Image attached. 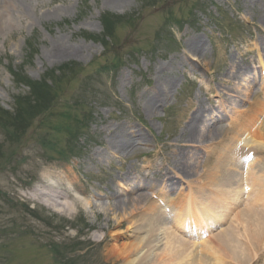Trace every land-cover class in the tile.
I'll use <instances>...</instances> for the list:
<instances>
[{
	"label": "rangeland",
	"instance_id": "1",
	"mask_svg": "<svg viewBox=\"0 0 264 264\" xmlns=\"http://www.w3.org/2000/svg\"><path fill=\"white\" fill-rule=\"evenodd\" d=\"M5 1L7 6L0 0V264H264L263 244L235 248L241 215L233 203L220 212L211 233L187 240L180 232L183 221L173 224L175 213L164 217L159 205L165 194L177 211L213 208L208 194L214 190L210 180L219 176L216 151L225 158V183L239 170L235 162L245 160V140L258 134L264 144V113L255 115L256 122L250 115L256 107L251 103L264 100L257 47L264 42V0ZM56 41L81 52L52 58L48 52ZM242 67L248 73L233 78ZM157 82L171 91L152 115L146 104ZM198 103L207 119L225 105L228 114L218 125L231 126L204 149L186 141ZM237 104L248 111L242 123L231 121ZM117 128L126 136L145 134L149 144L112 155L107 135ZM183 149L193 165L200 162L196 175L203 180L175 177L177 191L183 190L177 197L164 188L163 178L182 177L175 164ZM135 176L157 182L153 195L129 185L127 178ZM245 183L241 178L231 186L233 198ZM36 186L58 190L60 205L35 199ZM127 196L139 200L119 207ZM154 232L163 237L153 249ZM166 232L184 243L180 254L170 252ZM224 234L231 246L222 244ZM235 249H244L238 258Z\"/></svg>",
	"mask_w": 264,
	"mask_h": 264
},
{
	"label": "bare ground",
	"instance_id": "2",
	"mask_svg": "<svg viewBox=\"0 0 264 264\" xmlns=\"http://www.w3.org/2000/svg\"><path fill=\"white\" fill-rule=\"evenodd\" d=\"M14 3H19V4H29L31 2V0H12ZM119 1H123V0H107V2L109 3H118ZM249 1H254V0H249ZM3 4L6 3L5 0H2ZM4 6H7L6 4ZM2 18V16H0ZM261 20L262 22L260 23L261 26L264 28V14L261 16ZM2 25V22L0 21V26ZM198 45V43L200 42H196ZM54 47L48 52V54L52 57V58H57V57H64L67 56L68 54L71 53H80L81 50L73 48L71 46H65L63 44V42L61 41H56L55 44L53 45ZM257 47H259L260 49V57H261V62L264 66V42L262 40H259L257 42ZM199 48V47H197ZM201 51H205V49L203 47H201ZM248 69L246 67H242V69H237L235 71V75H233V78L239 76V75H243V73L247 74ZM171 84V83H170ZM171 86L167 85H161L159 82L156 83V85L153 88V94L152 97L149 99L148 103L146 104L147 112H150L152 115L155 114V112L158 110V108L160 106H162L161 104L163 102H166L168 94L170 93L171 90L170 89ZM253 94H258V92H256V90H252ZM245 98H241L240 102H244ZM256 104L255 106V112H251L250 115L254 116L253 121L256 122V116L258 115L259 112L260 113H264V100L261 99H257L256 101H254L253 103H251V105ZM224 111L223 113H218L215 114L214 112H209L208 113V117L209 119H207L204 116V112L206 110V108L201 105L200 103L197 104V106L195 107V109L193 110L191 116L188 119L187 122V126L185 128L186 131H188V136H187V140L186 141H193V142H198L199 146L197 148L199 149H204L203 147H207V143L212 142L214 140V134L215 133H224L227 134L230 132L231 130V126L229 124H222L220 123L218 125V123L220 122V120L224 117V115H227V111H226V106L224 105ZM235 109L232 110L234 111L235 117L232 118L231 121L235 122L237 121V119L239 118V122L242 123L243 119L245 117H247V113L248 111H243L240 108V105H236L234 107ZM214 111V110H213ZM262 130L264 127V122L262 123ZM232 126L236 127V124L232 123ZM243 131H246L245 129ZM219 135V134H218ZM258 135V134H257ZM254 135V136H257ZM252 136V137H254ZM108 138V142H107V149L110 151V153L112 155H119L124 156L127 153L134 151L136 148L141 147L142 145L147 146L148 143V138L145 134H141V133H137V132H131L128 136H126L124 133H122V131L117 128L114 133L113 131L107 135ZM244 145V157L248 156L250 151H254V153L256 152H261L263 153L262 156H260L257 159V154L254 155V159L251 161V165L252 168H255L256 166L259 167L261 171V174L258 175V173H255L256 171H254V169L251 170L250 174L247 176V178L249 179V184H252V188H248L247 190L243 191V195H241V189L237 191L236 193V197L233 198V195L231 194L232 190H231V186H234L235 184H239V181H241V174H240V179H237L238 176V172L241 169V173L242 172V167L245 164V160L242 161H238L235 162L238 165V171L235 177H227L225 179V183H223L221 180L222 178V174L224 172V156L220 155L216 150V154L218 155V163L217 166L219 168V171L217 174H219V176H215V180H210L211 183L214 184V190H212L210 192V194H208L209 197H212V200L215 202V204L213 205V208H207L205 206L202 205H198V208L194 207V209H192V212L190 214V217H198L197 220L198 222H200L201 226L203 227H213L215 226L214 223L215 221H219V219L216 216V213H214V211H230V207L232 206V203L234 204V212L236 214V216L241 215V219L240 222L238 224H240L241 226H239L240 228V232L238 234L239 236V240L237 241V245L235 248L238 249V247H244L243 243L245 242H252V244L255 243H261L264 245V147H260L259 144H257V142L254 139H246L245 142L243 143ZM181 147H186L187 149V145L186 144H180ZM246 146V147H245ZM235 149L238 150V146H235ZM240 151H241V147H240ZM183 156L179 157L180 158V163L175 164V167L177 168V170L180 172V174L182 175V177L180 176H173V175H166L164 174V178L163 180L165 181V186L164 188L167 189V191L169 193H176V196H180L183 193V190H179L177 191L179 187V184L174 180L175 177H179V178H186V176H191L194 174V176L192 177L196 182L197 181H202L203 178H201V176H197L196 175V169H198L200 167V162L196 161L194 163V165L191 163L192 160V156L188 155V151H186L185 149H183ZM197 157V159L200 157V154H196L194 155ZM228 157V156H225ZM241 163V164H239ZM195 169V170H194ZM139 179V180H138ZM187 180H189L188 178H186ZM243 179H244V174H243ZM126 181V180H125ZM193 181V180H192ZM245 181V180H244ZM127 182L129 183V185H134L133 189H145L149 194H152L155 192V184L154 181L150 180L149 178L145 177V176H135L133 178H127ZM162 184V182H161ZM181 186V185H180ZM46 190L43 187H39L36 186L33 189V193H35V199L37 198H41V197H45L47 198L48 202L51 204V206H58L60 205L59 201L57 198L61 197V194L59 193L58 190L55 189H50L49 187H45ZM49 189V190H48ZM207 189V188H205ZM204 190V189H203ZM55 191V192H53ZM152 191V192H151ZM240 191V192H239ZM145 192H141L139 194H141L140 197H143V195H146ZM193 192H197L196 189H193ZM252 192L257 196L255 198H253L251 201L248 200L247 197L244 196H250L252 194ZM38 195L40 197H38ZM161 195V194H160ZM241 195V196H240ZM163 197V200L169 205L171 206L172 204L170 203V200L167 198V195H161ZM137 200H139V198L137 197H132V196H127L126 198L121 199V201L118 202L119 207H122L124 209H127L128 206L134 202H136ZM166 204L164 203V206ZM167 206V205H166ZM185 207L187 206V203H185L184 205ZM130 208V207H129ZM232 209V208H231ZM175 211V210H174ZM188 211V210H187ZM184 211L179 210V211H175V216H179L180 214H184ZM171 214V213H170ZM220 216H222V213L219 214ZM165 217H169V214L167 212L164 213ZM213 216V217H211ZM185 218H189L188 215H185ZM177 220V219H175ZM192 219H186L185 221H191ZM155 220H151L150 222V226L152 229H155L157 227V224L154 223ZM192 222L197 223L196 221L192 220ZM219 223V222H217ZM199 227V224H198ZM186 231L190 232V229H187L185 227ZM161 229H159L158 231H160ZM153 235H155V239L156 242L153 243V249L156 248L157 246H159V244L162 242V237L163 234L159 233V232H154L152 233ZM158 234V235H156ZM167 234V242H168V248L170 250L171 253L174 254H180L182 252V248L181 246L184 245V243H182V241H179L177 239L176 236L172 235L170 232H166ZM219 235V234H218ZM217 235V236H218ZM222 240L225 241V243H222L223 245H228L231 246V243H228V240L226 239V235L224 234L222 237ZM177 242H180V245H177ZM139 246L141 243H138ZM233 250L235 258H238L239 253L242 252L243 254V250L240 251H236ZM141 254V252H140ZM149 256H146V259ZM228 260V259H226ZM224 261V260H223ZM131 264V262L129 263ZM226 264H228L226 262Z\"/></svg>",
	"mask_w": 264,
	"mask_h": 264
},
{
	"label": "trees",
	"instance_id": "3",
	"mask_svg": "<svg viewBox=\"0 0 264 264\" xmlns=\"http://www.w3.org/2000/svg\"><path fill=\"white\" fill-rule=\"evenodd\" d=\"M57 248H58V246H57V245H55V246H54V249H55V250H57Z\"/></svg>",
	"mask_w": 264,
	"mask_h": 264
}]
</instances>
